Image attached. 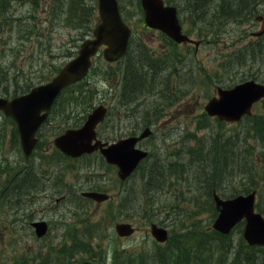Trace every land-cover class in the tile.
Returning a JSON list of instances; mask_svg holds the SVG:
<instances>
[{"label":"rangeland","instance_id":"1","mask_svg":"<svg viewBox=\"0 0 264 264\" xmlns=\"http://www.w3.org/2000/svg\"><path fill=\"white\" fill-rule=\"evenodd\" d=\"M24 1L13 0L16 2L15 11L25 5ZM172 1L179 6L185 27L192 31L191 37L203 40L195 55L184 58L182 48L178 53L180 58L177 59L180 67L175 68V74L171 79L168 78L167 82H163V87L159 84L160 87L156 90L152 84L154 87L148 91L149 83L146 90L143 88L136 91L127 90L126 95L123 94L121 85L123 63H108L100 58L101 61H97L87 84L78 87L84 86L89 89L87 92L93 93L88 98L82 95L85 99L78 96L70 97V93H66L63 99L65 104L61 109L64 112L61 122L67 123L71 120L72 124L79 123L96 105L104 103L110 105L113 110L111 109L100 130L114 131L121 135L124 131L120 127V120L125 118L123 109L126 111L129 108L131 111L126 112L132 118L127 129L130 128L129 125L134 126L135 114L147 115L150 121L155 123L154 133L142 144L153 151L157 162L161 161V169L173 167L177 175L170 178L167 173L166 179L161 180V185L151 189L150 184L147 186L144 170L138 171L134 180L127 186V197L124 199L123 207L120 208L121 184L115 169L104 165L103 173L97 174L99 177L86 172L80 174L81 167L83 170L89 169L90 162L97 163L96 159L87 156L76 160L68 159L64 163L66 181L73 184L82 182L88 186L105 179L103 185L113 197L108 202L97 203L98 205H85L83 210L78 206L80 203L76 204L74 199H70L72 194L66 193V198L58 203L52 195L50 199H39L34 196L41 210V216L50 220L52 226L49 234L41 239L31 235L29 217L25 214L28 207L25 201L30 195L21 197L18 193H13L11 189L6 188L4 194L0 195V264H37L35 254L38 252L39 263H42L41 259L50 257L51 260L43 264H57L58 259H62L63 264L76 263L78 255L77 252H73L74 244L70 241L71 235L80 237L77 251L80 247L89 248L82 241L83 238L85 239L84 236L96 235L100 238L91 246V256L87 258L90 261L88 264H113V250H121L117 264H226L231 254L220 246L209 252L206 249L199 251L201 243L197 237L205 235V238L212 239L214 236L212 233L214 215L208 188L218 183L221 191L230 194L236 188L243 186L260 187L261 194L258 198L264 209V116H252L250 121L244 119L241 124H235L219 123L215 118L203 113L208 97L215 95L216 85L231 82L236 79V73H243L246 69L247 72L258 74L264 72V41H262L264 39H258L253 35V32L261 28L262 22L258 23L254 20L250 22L251 17L264 15V0H242L245 4L235 5V8L242 12L236 19L225 17L224 9L221 11V8L219 12L216 10L214 15L209 11H201L198 5H192L190 0ZM214 1L217 2V0ZM43 2L47 3V0ZM126 2L127 10L136 12L137 17L142 16L135 0H126ZM60 6V0H53L45 12L47 26L51 17L59 18L54 21L52 28L49 26L51 32L47 43L50 47L47 52L39 53L40 48L36 44L35 55L31 54L30 61L24 59L27 57L24 53L16 60V66L24 69L28 65L31 73L38 71L36 75L49 77L69 58L70 50L77 51L78 48L75 46L80 41L79 37L89 35L86 26L81 27V32L79 29L66 26L60 19L62 15L63 18L66 15L60 10ZM213 8L214 5L211 4L210 9ZM225 10L229 9L225 8ZM7 22H2L0 49L3 50L7 45L21 48L22 41L13 36L17 33L16 24L12 22L13 26L7 25ZM37 22L41 25L38 19ZM135 29V32L140 35L139 38L156 54H153L154 57L163 56L167 47L161 44L165 41L159 31L147 29L141 22H137ZM30 42L32 46V40ZM8 48V58H11L15 52L11 47ZM183 59H189L186 64L184 62V66H182ZM239 61L247 62L239 63ZM169 62L171 61L168 60L167 64ZM148 81H150L149 78ZM131 93H138V99L129 102ZM123 98L126 104L121 105ZM131 106H134L133 109ZM256 110L260 114L264 113L263 103H260ZM120 114L122 117H119ZM59 120V116L51 119L42 133L44 141L53 140L54 132L60 126ZM113 122L119 126L112 128ZM15 127L8 117L1 115L0 190L7 184V177L14 174V172H6L2 165L22 161L23 154L15 139V136H18ZM232 136H245L247 141L245 147L239 142L234 144ZM218 143L222 146L226 143L228 146L227 174L223 173L225 180L222 176L214 177L216 174L213 172L205 173L206 163L205 160H201L208 150H215ZM238 144L239 146H235ZM231 149H233L232 152H230ZM232 155L235 169L231 167ZM56 158L57 156H53L51 159ZM52 165L56 166L57 163L52 162ZM46 167V162H40L39 169H42L44 174L47 172ZM151 167L157 169L154 173L158 176L159 166H156L154 162ZM17 168L18 163L11 171ZM27 169L28 174L24 180L39 182L33 168L28 165ZM250 169L253 170V176L251 172H248ZM242 170L248 171L243 173ZM165 171L166 169L163 170L164 173ZM29 174L34 176L29 178ZM248 181H250L249 184ZM129 191L132 192L130 197ZM62 192L64 191L57 190L58 194L55 197H61ZM126 213H133L134 221H136L134 223L138 224V229L131 236L120 238L113 227L115 221L122 220L121 217ZM147 214L154 215L156 221L169 227L170 238L166 243L159 244L151 236L149 224H144L150 218L146 216ZM82 220H85L83 225L72 226L78 225ZM97 222L100 223V227H93ZM61 235L67 236L63 242L58 239ZM240 236L241 232L237 228L231 233L229 242L237 243ZM86 255L83 253L79 258H84ZM123 255L126 257L122 260ZM198 255H200L199 258ZM72 256L75 257L72 258Z\"/></svg>","mask_w":264,"mask_h":264},{"label":"water","instance_id":"2","mask_svg":"<svg viewBox=\"0 0 264 264\" xmlns=\"http://www.w3.org/2000/svg\"><path fill=\"white\" fill-rule=\"evenodd\" d=\"M145 10V19L150 26L161 28L169 35L180 39L179 23L176 10L164 6L162 0H141ZM101 21L94 29V37L85 39L79 49L78 55L60 69L50 82L34 86L29 92L9 100L0 97V109L12 116L18 124L22 146L26 154L30 152L35 142L34 133L44 120L52 102L67 84L74 82L86 75L91 65V57L102 44L108 45L104 54L108 60H115L121 56L128 43L130 28L120 16L117 0H99ZM264 95V84L247 81L231 89H220L219 97L212 98L206 105L210 114H217L220 118L234 121L239 120L245 113H250L253 102ZM105 108L100 106L90 115L84 127L68 131L58 138V143L66 151L79 154L90 151L96 147L91 145L94 128L104 116ZM148 134L145 130L143 136ZM136 139H127L119 142L114 150H105L108 160L116 162L120 167V175L124 178L135 167L138 161L147 153L140 150H130L129 144H134ZM57 143V144H58ZM58 144V145H59ZM64 144L72 149H67ZM127 148V149H126ZM90 196L103 200L105 194L90 193ZM216 205L220 211L214 227L224 233L243 217L247 219L244 236L250 244H264V217L254 212L255 191L247 195H238L234 198L222 199L214 194ZM38 235L47 230L45 221L33 222ZM120 234H130L133 229L129 224H118ZM153 233L160 240L166 238V231L153 226Z\"/></svg>","mask_w":264,"mask_h":264},{"label":"trees","instance_id":"3","mask_svg":"<svg viewBox=\"0 0 264 264\" xmlns=\"http://www.w3.org/2000/svg\"><path fill=\"white\" fill-rule=\"evenodd\" d=\"M35 1L37 2V4H39L40 2V0H35ZM193 1L195 2V3L193 2V5H196V6L198 5L197 7L201 11H209L213 13L214 15L216 14L215 13L216 10L218 12L220 11L219 8H221V11L224 9L223 12L226 14L225 17L227 18L229 17V14H232V15L242 14L241 11L235 8V5L245 4L242 0L241 2L240 0H217V2L214 0H193ZM60 3H61L60 10L63 11L64 14H66L64 19L61 18V20H64V22H66L67 24H70L73 27L80 28L76 26V24L83 25V26H87V25L89 26V22L90 21L92 22V18L95 15V11H96V0H90L89 2L86 0H60ZM211 4L214 5L213 9H210ZM9 5L10 4L7 2V0H0V11L5 12V10L9 7ZM225 8H228L229 10H225ZM52 19H54V21L56 20V18L54 17L50 18V20ZM153 68H154V65L145 56H139L138 52L134 51L131 56V62L128 63V66H127L126 77L129 76L127 86H126L127 90L136 91V90H140L141 88H143V90H146L149 87V83H150V88H148V90L153 88L152 84H154L156 81V73H153ZM8 70L9 68H5L2 65V61H0V75H1L0 82L6 80L8 76L9 77L8 79H11V78L15 79L17 84L14 88L10 90H8L7 88H0V92H1V89H3L7 93L16 94L18 92L27 91L30 87H32L35 84L36 81H39V82L45 81L44 77H42L41 75H36L38 71L31 73L30 78L26 76L23 79H18L20 76H22L25 73L24 72L20 73L19 71V73H17L15 77L14 76L12 77L11 71L8 72ZM148 78L150 79V81H148ZM0 87H3V86H0ZM71 88L72 87H69L64 90L65 93L71 92L70 97L78 96L82 99H85L84 96L76 92H80V93L86 92L85 93L86 97L87 98L90 97V94H87V91H89L88 88L86 89L80 88L79 90H76V91H74V89H71ZM138 97H139L138 93H131L129 102H131L132 100L135 101ZM245 140H246L245 137L244 138L237 137L235 139H232V142L234 144L236 142H239L242 146H244ZM224 144L225 145L222 146L218 143L217 144L218 146L215 148V150L214 149L208 150L207 153L204 155V157L201 159L204 161V159L206 158L205 159V162H206L205 173L207 171L213 172V174L217 175V176L215 175L214 177L222 176L223 180H225L223 178V173L227 174L226 153H227V148H228L227 144L226 143ZM212 145L214 147V144ZM235 146H239V144ZM232 151L233 149H231L230 152ZM208 166H211V167L209 168ZM156 171L157 169H153L151 174H148L145 176V179L149 181L151 189L158 187L157 183L161 185V180L164 178V172H162V174L158 173V176H156V174L154 173ZM244 171H248V170H242L243 173ZM248 172L249 173L252 172V169H250ZM33 176L34 175L32 174V176H29V178H32ZM24 179H25V175L19 176L17 178L15 186H13V188L12 187L10 188L13 193H18V195L20 196V194L24 192L25 187H27V183ZM206 186L207 185H205V187ZM208 189L210 190V187ZM259 209L264 213V209H262L260 206H259ZM204 236L205 235H199L198 241L201 242V247L203 248L205 246V248L208 251H212L215 249V247H210L211 244H214V243L222 244L224 240L223 237H225L222 234H218L215 236V239L212 241V239L205 238ZM80 250L85 251L83 247ZM223 250H226L227 253H230L231 255H233L231 260L229 258V262H227L226 264H264V247L263 246H251L247 244L244 240H242V238L240 242L238 243V245L231 244L229 246L227 244L225 249ZM199 257L200 255H198V258ZM41 260H42V263L37 262V264H43L44 262L51 260V257L48 259H41Z\"/></svg>","mask_w":264,"mask_h":264},{"label":"bare ground","instance_id":"4","mask_svg":"<svg viewBox=\"0 0 264 264\" xmlns=\"http://www.w3.org/2000/svg\"><path fill=\"white\" fill-rule=\"evenodd\" d=\"M35 23H38L37 22V19L35 20ZM15 24H16V28H18V29H23V30H28V29H30V27L32 26V24L30 23V22H28V21H22V20H17L16 22H15ZM138 125H139V123H138ZM204 157V155L201 157V159ZM206 159V158H205ZM204 159V160H205ZM206 163V162H205ZM26 188H29L28 187V185H27V187ZM58 190V187L56 186V185H54V184H48V183H45L44 184V186L42 187V188H40V189H38V190H34V192H37V193H41V194H43V195H49V194H51V195H55V194H52V193H55L56 191ZM130 191H134V190H130ZM129 191V192H130ZM131 193L132 192H130V193H128V195H129V197H130V195H131ZM20 196L21 197H23V196H25V197H27L28 196V192H26V191H24V192H22L21 194H20ZM70 199H74L75 201L78 199V197H77V195L74 193V194H72L71 196H70ZM35 253H36V251H34ZM34 253V254H35ZM38 254H39V252H38ZM37 253L35 254V257H36V262H39V255H38Z\"/></svg>","mask_w":264,"mask_h":264},{"label":"flooded vegetation","instance_id":"5","mask_svg":"<svg viewBox=\"0 0 264 264\" xmlns=\"http://www.w3.org/2000/svg\"><path fill=\"white\" fill-rule=\"evenodd\" d=\"M138 123H139V125H138ZM138 123H137V125H136V126L138 127L137 130H138V129H141L142 126H143V122H142V121H139Z\"/></svg>","mask_w":264,"mask_h":264}]
</instances>
